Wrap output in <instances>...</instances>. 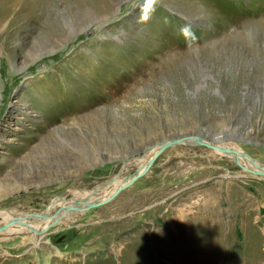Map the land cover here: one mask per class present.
Masks as SVG:
<instances>
[{"label": "rangeland", "instance_id": "1", "mask_svg": "<svg viewBox=\"0 0 264 264\" xmlns=\"http://www.w3.org/2000/svg\"><path fill=\"white\" fill-rule=\"evenodd\" d=\"M6 1L0 208L121 179L175 133L264 163V0ZM173 146L73 220L0 239V264H264V174Z\"/></svg>", "mask_w": 264, "mask_h": 264}, {"label": "bare ground", "instance_id": "2", "mask_svg": "<svg viewBox=\"0 0 264 264\" xmlns=\"http://www.w3.org/2000/svg\"><path fill=\"white\" fill-rule=\"evenodd\" d=\"M8 2H9L8 0L5 2V5L7 7L4 5V7L1 10H5L6 8L9 7V4H11V3L8 4ZM84 26L85 25H82V26L78 27V29H81ZM71 30L73 31L75 29H71ZM45 89H47V88H45ZM49 89H51V88H49ZM51 90H49V91H51ZM37 93H38V91H37ZM58 93H59V91H58ZM47 94H48V92H47ZM42 97L44 100L45 96L42 95ZM226 137H228V136H226ZM201 139L212 142V144H215L218 146H224L225 148H228V149H221V148H217L215 146H208L207 147V148H209V150L212 153L220 152L221 154H227L229 157L234 159L238 164H241V166H243L244 169H246V168L259 169V166L264 167L263 162H260L256 158H252L249 155H247V153L241 148L239 143L236 142L235 140H233V138H230L229 140L221 142V143L217 142V139H215V138L211 139L209 137L201 136ZM192 140H193V142H192ZM183 142L185 144L189 143L190 145L193 143H197L194 140V138L187 137L186 139L182 140L181 142L173 143L170 146L175 149V152L182 153L180 148H175L173 145L180 144ZM156 147H157V145H154L153 147L146 150L142 155L139 156V158H138L139 165L137 167L138 168L137 171H134L132 173L124 175L121 179L118 177H116L115 179L112 178V179H110V182L105 183L106 182L105 181V182L97 185L95 188L93 187L94 189H87V190H76V189H74L73 193L75 196H72V198H66L64 196V194H60L61 196L60 195L53 196L50 199V201L48 202V204L44 207L43 210H40V211L19 210L15 207L0 208V239L12 237L10 235L12 232L15 233V232H19V231H29L30 229H32V231L29 232L31 234V236H28V237L31 239H34L37 232L40 229L44 228V226H48L53 222H54L53 224H55L56 222H62V221L67 222V221L73 220L74 218H76V216L78 217V215L80 214L78 208H71V207L67 208V207H62V206L70 205L71 203H73L75 201H78L79 205H83L86 202H92V201L102 200V199L107 198L114 190H116V188L118 186L125 185V184L129 183L130 180L138 172H140L142 170L144 172L150 166V165H148V167L145 168L147 161L154 154ZM235 154H239V156H233ZM241 154H244L245 156H243ZM57 205H60V207L62 208L60 210V212L57 214V216H60L58 219H56L55 217L52 216L53 213L52 214L50 213L51 210ZM41 212H43V213H41ZM28 214H30L32 217H28Z\"/></svg>", "mask_w": 264, "mask_h": 264}, {"label": "water", "instance_id": "3", "mask_svg": "<svg viewBox=\"0 0 264 264\" xmlns=\"http://www.w3.org/2000/svg\"><path fill=\"white\" fill-rule=\"evenodd\" d=\"M201 134H198L196 132H193V133H175V134H172L170 136H167V137H159L156 141L154 142V144H152V147L154 145H157L156 147V150L154 152V154L151 156V158L147 161V164L145 165V168L148 167V165L151 164V162L159 155V153H161V151L167 147V146H170L172 145L173 143H178V142H181L182 140L186 139L187 137H191V138H194V140L198 143V144H203V145H206V146H215L217 148H221V149H228V148H225L224 146H218V145H215V144H212V142H209V141H206L204 139H201ZM241 165V164H240ZM243 167V166H242ZM244 168V167H243ZM138 169V168H137ZM137 169L135 171H137ZM246 170L254 173V174H264V167L263 166H259V169H250V168H246ZM143 173V170L138 172L131 180H130V183L136 178L138 177L139 175H141ZM125 185H120L116 188V190H114L107 198L105 199H102V200H96V201H92V202H86L84 203L82 209H85V208H90V207H93V206H97L101 203H104L106 201H108L109 199H111L115 194H117ZM61 196V195H60ZM62 207H71V208H80V205H79V202L78 201H75L73 203H71L70 205H66V206H62ZM62 208H57L52 216L55 217L56 219H58L60 216H57V214L60 212ZM43 213V212H41ZM54 223V222H53ZM53 223H51L49 226L53 225Z\"/></svg>", "mask_w": 264, "mask_h": 264}]
</instances>
